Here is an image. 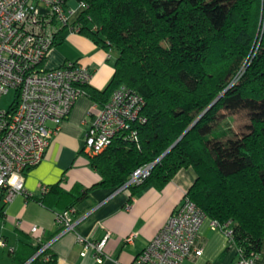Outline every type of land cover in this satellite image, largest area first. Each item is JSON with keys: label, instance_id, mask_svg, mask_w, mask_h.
<instances>
[{"label": "trees", "instance_id": "16d2710c", "mask_svg": "<svg viewBox=\"0 0 264 264\" xmlns=\"http://www.w3.org/2000/svg\"><path fill=\"white\" fill-rule=\"evenodd\" d=\"M77 1L86 5L77 20L80 33L110 54L117 52L108 85L103 90L86 85V95L103 105L125 84L144 98L146 119L118 133L101 153L89 155L102 176L98 183L69 192L59 183L46 186L40 201L46 203L48 196H54L60 212L94 189L118 190L138 168L157 161L169 149L144 180L130 185L132 194L150 185L162 188L182 168L192 167L197 177L184 197L221 229L230 230L238 253L260 254L264 0ZM67 33L63 28L57 42ZM18 101L16 95L12 105ZM241 109L250 115L243 133L223 122L225 118L219 119L221 111L233 115ZM3 205L0 195L2 218ZM35 262L53 264L54 255Z\"/></svg>", "mask_w": 264, "mask_h": 264}, {"label": "built area", "instance_id": "2783aa9c", "mask_svg": "<svg viewBox=\"0 0 264 264\" xmlns=\"http://www.w3.org/2000/svg\"><path fill=\"white\" fill-rule=\"evenodd\" d=\"M78 7L81 11L70 23L69 16ZM85 8V3L77 0H0V98L10 90L19 97L16 104L0 109V195L3 203L10 202L19 193L28 194L24 186L26 171L43 160L51 138L60 130L75 101L86 95L91 69L76 62L56 68L45 65L63 28L80 33L81 25L77 20ZM144 105V98L134 89L119 85L110 99L100 105L88 127L84 151L88 155L101 153L118 133L131 129L135 122H144ZM152 167L150 163L138 168L119 189H129L130 185L140 183ZM130 208L131 203L126 204V209ZM75 214V207L56 212V222L61 226L57 236L74 229L80 219ZM205 218L200 207L183 197L139 260L148 264H182L185 259L200 256L203 249L197 237ZM211 223L231 243L230 230L221 229L216 221L211 220ZM134 236V233L128 235L126 242H132ZM109 237V231L100 240L79 235L78 242L83 246L81 255L92 253L102 262ZM51 241L38 249L45 261L51 259L48 251ZM0 247L12 249L4 238H0ZM237 255L232 264H260L259 254L245 257L237 249Z\"/></svg>", "mask_w": 264, "mask_h": 264}, {"label": "crops", "instance_id": "0c3cea01", "mask_svg": "<svg viewBox=\"0 0 264 264\" xmlns=\"http://www.w3.org/2000/svg\"><path fill=\"white\" fill-rule=\"evenodd\" d=\"M73 5L76 6L75 2ZM111 59L110 53L88 35L69 32L51 48L45 65L56 68L76 62L86 66L92 71L89 87L103 90L114 73ZM99 107L88 95L75 101L60 130L51 138L43 160L26 171L24 186L31 197L19 193L4 203L0 238L6 239L12 249L0 247V264H39L35 262L36 258H43L38 254L39 247L52 239L48 251L54 255L53 264H148L140 261L139 256L194 183L197 174L192 167L182 168L162 188L150 185L135 195L130 188L92 190L74 205L75 216H80L74 229L59 236L61 226L56 222V211L61 207L54 196H48L46 203L40 201L46 186L59 183L69 192L88 188L102 179L84 151L88 127ZM128 203L130 209H126ZM107 231L110 237L102 262L92 253L81 255L79 235L100 240ZM132 233L133 241L126 242ZM197 239L202 254L185 259L182 264H232L238 256L236 246L229 243L221 230L212 227L208 217L201 224Z\"/></svg>", "mask_w": 264, "mask_h": 264}, {"label": "rangeland", "instance_id": "374dc122", "mask_svg": "<svg viewBox=\"0 0 264 264\" xmlns=\"http://www.w3.org/2000/svg\"><path fill=\"white\" fill-rule=\"evenodd\" d=\"M80 11H81V8L78 7L74 11V13L69 16L70 23H73L76 20ZM116 55H117V52L115 50L111 51V57H112V59L110 60L111 63H114ZM15 98H16V92L14 90H10L8 93L4 94L0 98V109L2 110L8 109L15 101ZM241 111H244V110L241 109ZM223 113H224L223 111L220 112L219 119L221 117L225 118L223 122H228L231 125H234L236 128V131H238L239 133H243L246 131V125L249 123V120H250V115H248L247 112L242 113L240 111H236V114H233V115H231V112L229 111L225 112V114ZM232 247H235V246H232ZM258 260L260 264H264V241H263L262 250L259 254Z\"/></svg>", "mask_w": 264, "mask_h": 264}, {"label": "water", "instance_id": "95a60500", "mask_svg": "<svg viewBox=\"0 0 264 264\" xmlns=\"http://www.w3.org/2000/svg\"><path fill=\"white\" fill-rule=\"evenodd\" d=\"M209 108H210V107H209ZM209 108H208V109H209ZM204 112H206V111H204ZM204 112H203L202 114H204ZM201 116H202V115H200V116H199V117H198V118H197V119H196V120L190 125V127L185 131V133L188 132V131H189V130H190V129H191V128L197 123V121L201 118ZM185 133H184V134H185ZM168 150H169V149H168ZM168 150H167V151H168ZM167 151H166V152H167ZM166 152H165L163 155H165ZM163 155H162V156H163ZM162 156H161V157H162ZM161 157H160V158H161ZM160 158H159V159H160ZM159 159H158V160H159ZM158 160H157V161H158ZM157 161L153 162V163H152V166H153Z\"/></svg>", "mask_w": 264, "mask_h": 264}]
</instances>
